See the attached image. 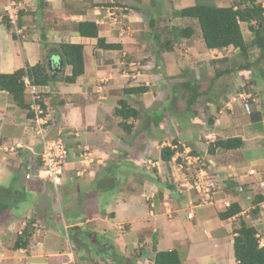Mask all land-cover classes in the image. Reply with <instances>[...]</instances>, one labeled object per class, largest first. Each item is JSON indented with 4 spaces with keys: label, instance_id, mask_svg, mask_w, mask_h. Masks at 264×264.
<instances>
[{
    "label": "crops",
    "instance_id": "crops-1",
    "mask_svg": "<svg viewBox=\"0 0 264 264\" xmlns=\"http://www.w3.org/2000/svg\"><path fill=\"white\" fill-rule=\"evenodd\" d=\"M106 1L17 0L15 29L1 21L7 2L0 1V73L42 61L58 42L83 44L84 58V72L74 82L58 79L40 87L43 124L0 90V186L19 194L5 198L9 208L0 216V264H154L155 252L167 249H177L182 264H236L237 214L221 219L218 213L236 203L243 214L256 195L264 196V67L260 59L230 66L223 53L236 49L207 48L195 23L191 37L161 35L171 50H160L157 23L148 30V18L163 9L229 6L235 0H116L124 8L117 25L106 17ZM60 18L66 22L60 24ZM85 19L97 23L105 43L118 47L100 48L96 37L74 31L73 22ZM187 21L172 17L166 30ZM243 25L248 29L241 22L242 33ZM148 48L153 57L137 55ZM194 54L198 57H189ZM57 55L47 57L54 67ZM69 72L64 64L55 76ZM248 76L255 77L249 84L251 113L239 104L226 107ZM139 86L147 90H124ZM25 99L29 102L28 95ZM120 101L136 114L114 113ZM41 128L51 138H63L68 148L57 187L35 175ZM230 137H239L241 146H215L217 139ZM163 147L174 151L168 160L161 157ZM185 152L199 157L191 171L201 170L204 182L215 185L208 203L194 188H178L179 181L192 179L178 166ZM250 168L256 173L249 174ZM8 177L10 183L2 184ZM26 226L27 245L15 248Z\"/></svg>",
    "mask_w": 264,
    "mask_h": 264
},
{
    "label": "trees",
    "instance_id": "trees-1",
    "mask_svg": "<svg viewBox=\"0 0 264 264\" xmlns=\"http://www.w3.org/2000/svg\"><path fill=\"white\" fill-rule=\"evenodd\" d=\"M235 5L236 7H234ZM171 15L173 17H181L188 20L186 22L188 24L184 23L185 25L182 27H170L169 33L171 34L174 32V38H177V34L183 38L191 37L194 34L192 23H195L200 30V34L207 48L222 49L232 47L242 56L247 55V50L249 48L248 44L245 42L240 27L241 22H246L248 29L254 34L251 43L257 45L260 52V57H258L257 60L264 58V7H261L259 3H254L253 0H247L245 6H241L240 0L229 6L195 3L190 6L175 10L173 9ZM1 21L5 24L7 29H11L14 26L5 13L2 15ZM19 23V21L16 22V24ZM154 25L155 17L151 15L150 18H148V28L151 29ZM73 27L74 31L81 36L96 37L97 46L100 48L115 49L118 47L115 44L105 43L103 39L99 37V28L92 20L85 19L73 22ZM160 33L155 35V39L159 38L161 35H165L164 33ZM157 47L158 45L156 44V52H158L157 49L159 47L161 51L171 50L173 45L169 40L165 39V41L159 43V47ZM51 52H57L60 54L63 58L64 64L70 66V72L68 74L52 77L46 62V59ZM45 57L42 61L34 65L25 62L22 67L17 68L12 72L0 73V90H5L11 96L15 105L28 110L27 114L31 117L34 116V112L31 108V103L25 99V78L31 83L38 85H46L58 79L66 83H72L84 72L83 44L69 42L53 43L51 47H49ZM124 90L128 93H139L147 90V87L139 86ZM40 104L42 105V101H40ZM136 112L137 111L133 109L129 111L123 101H120L114 110V113L123 118L129 116V113L131 116H134ZM215 146L225 149L237 148L241 146V139L239 137L217 139L215 141ZM161 151V157L164 160L170 159L174 152L173 149L168 147H163ZM10 191L9 187L0 186V216L2 212L9 208V202H7L5 198L9 196V198L16 199L19 196V194ZM262 201H264V196L262 195H256L253 198L255 212L259 211V203ZM240 211L241 208L238 204L231 203L224 211L219 212L218 216L221 219L228 218L236 214L238 215ZM234 232L233 250L234 257L238 264H264V246L259 244L257 228L240 218L239 226ZM29 234L30 232L27 229V226L24 227L21 234L16 237L14 247H25L28 242ZM153 261L154 264H182V258L177 249L156 251Z\"/></svg>",
    "mask_w": 264,
    "mask_h": 264
},
{
    "label": "built area",
    "instance_id": "built-area-1",
    "mask_svg": "<svg viewBox=\"0 0 264 264\" xmlns=\"http://www.w3.org/2000/svg\"><path fill=\"white\" fill-rule=\"evenodd\" d=\"M17 0H8L6 10L7 15L11 21H15L17 17ZM114 8L109 6L107 8L108 15L114 19L117 17L115 15ZM27 92L29 95L31 108L33 109L34 115L38 123L42 122V114L44 112L43 107L40 104L41 94L39 86L30 83L28 80H25ZM246 95L244 92H239L237 95L231 97V101H236L238 99L244 100ZM41 134V149L38 153L36 160L37 169L35 175L40 178L48 179L55 187L61 184L62 174L64 169V164L67 161L68 149L63 138H51L47 136L43 129H40ZM85 158L88 157L87 153H84ZM180 159L178 166L180 169H186L185 174H188L190 171V165L199 160L198 156H193L188 152L178 155L177 159ZM250 173H254L253 169L249 170ZM201 173V171H200ZM26 177H30L29 173H26ZM203 176L199 173L193 180L192 185L196 188L197 192L200 193L203 201H208L211 198L213 193V183L212 182H203ZM188 181V179H187ZM188 185L192 186L188 181Z\"/></svg>",
    "mask_w": 264,
    "mask_h": 264
},
{
    "label": "rangeland",
    "instance_id": "rangeland-1",
    "mask_svg": "<svg viewBox=\"0 0 264 264\" xmlns=\"http://www.w3.org/2000/svg\"><path fill=\"white\" fill-rule=\"evenodd\" d=\"M2 1V0H0ZM232 0H219V3H231ZM255 1V3H261V1L264 2V0H253ZM7 2V0H6ZM241 2V6L245 5L247 0H240ZM7 4V3H6ZM6 6V5H5ZM167 4H165V8H166ZM148 10H151L149 9V6H148ZM153 10L156 12L157 10L155 8H153ZM175 10V9H174ZM119 11L121 10H115V15L117 16V21H111L113 23H115L117 25V23L119 21H121V15H119L118 13H120ZM173 10H171L170 8L166 10L163 9L162 10V13H154V17H155V24L157 23V26L158 28L156 29V31H160L164 34H170L168 33V30H166L168 28V23H169V20L170 18H172L173 16L171 15V12ZM161 12V11H160ZM2 13V11H1ZM4 13V12H3ZM107 17V16H106ZM108 18V17H107ZM109 19V18H108ZM53 20V19H52ZM55 20V19H54ZM173 22H177L179 19H175L173 18L172 19ZM58 21L60 22V24L62 23H65L66 21L63 20V19H58ZM121 23V22H120ZM263 25V24H262ZM174 27V26H173ZM12 29H15L14 26L12 27ZM199 29V28H198ZM148 30H151L148 28ZM248 29L245 28V25H243V37L247 40V42L249 43V48H248V52H247V55L245 56H242L238 51L236 52V50H232V49H226L223 53V55H227V57H229V65H234L235 62H245V61H255V59L257 60L258 57H260V52H259V49H258V46L253 44V43H250L252 38L254 37V34L253 33H250L249 30L247 31ZM14 31V30H13ZM264 34V32H263ZM163 37L160 36V39L162 40ZM163 41V40H162ZM151 41H150V45H151ZM230 48V47H229ZM203 50H205V47L203 48ZM202 50V51H203ZM86 55H89L91 57L92 53H91V49L90 47H86ZM148 54V59L149 57H153L154 54H152V51L151 49L148 48V52L146 53H137V55H147ZM180 53L179 52H175V57H179ZM184 55V54H183ZM88 56V57H89ZM181 56V55H180ZM139 57V56H137ZM189 57H198L196 54H194L193 56H189ZM201 57H204V55L202 54ZM247 57V58H245ZM196 59V58H194ZM262 67H264V60H262V58H260V62H259ZM250 74V73H249ZM251 75V74H250ZM251 77V78H250ZM253 77V78H252ZM255 77L254 76H248V77H245L244 79H246L245 81V84H250V82L254 79ZM178 102L177 100V97L175 99L172 100V103H170V108H174L176 107L174 105V103ZM179 103V102H178ZM168 103H164V106L167 107ZM157 110L158 109H153L152 113H157ZM151 111H150V115H152ZM153 116V115H152ZM144 164V163H143ZM119 176H122V172L120 171ZM10 179L9 177L6 178L5 180L2 181V184L4 183H10ZM254 204L253 202L248 204V205H245L244 207V210L245 212L243 214H239L236 216L235 218V221L233 223V225L235 226H238L239 225V219L242 218L243 220H245L248 224L250 225H254L256 228H257V231L260 235V237L263 239L264 238V207H261V211L259 210L258 212H255V208H254Z\"/></svg>",
    "mask_w": 264,
    "mask_h": 264
},
{
    "label": "clouds",
    "instance_id": "clouds-1",
    "mask_svg": "<svg viewBox=\"0 0 264 264\" xmlns=\"http://www.w3.org/2000/svg\"><path fill=\"white\" fill-rule=\"evenodd\" d=\"M236 1H238V0H235V2ZM7 3H8V0H7ZM254 3H255V1H254ZM260 5H261V7H264V2L263 1H261V3H259ZM246 5V4H245ZM245 5H243V6H245ZM6 6H7V4H6ZM6 6L4 7V12H5V15L7 16V18L9 19V17H8V15H7V10H6ZM109 6H112V7H118L117 9L116 8H114L113 10L115 11V10H121V11H123V6H121L119 3H117L116 2V0H107L106 1V5H105V14H106V16L110 19V21H117V17L114 19L113 17H110L109 15H108V11H107V8L109 7ZM234 7H236V5L234 6ZM17 13H18V7H17ZM16 20H17V17H16ZM16 20H15V23H16ZM9 21L11 22V23H14L13 21H11L10 19H9ZM97 24V23H96ZM247 24V23H246ZM46 62H47V60H46ZM48 66V65H47ZM54 67V66H53ZM48 69H49V66H48ZM50 71V70H49ZM61 71H63V69L61 70ZM60 73V72H59ZM51 75H52V72H51ZM55 77V76H54ZM25 80H28V79H24V85H25V89H26V95H28V92H27V88H26V84H25ZM29 81V80H28ZM30 82V81H29ZM31 83V82H30ZM32 84H35V83H32ZM35 85H37V86H39V88L41 87V86H43V85H38V84H35ZM239 92H244L245 93V95H246V98L244 99V100H241V99H238V100H236V101H231V97L233 96V95H237V93H239ZM40 94H41V100L40 101H42V107H43V110H44V112H43V114H42V119H43V116L45 115V106H44V103H43V99H42V92H41V90H40ZM29 96V95H28ZM254 96H253V93L251 92V87H250V85H248V84H245V83H240V85L238 86V88L237 89H235L232 93H230V95L228 96V98H227V100H226V103H225V105H226V107H228V108H231L234 104H239L240 106H242V108L247 112V113H251V110H252V106H251V102H252V100L254 101ZM29 102H30V99H29ZM32 117H34V116H32ZM35 119H36V117H35ZM41 124H43V123H41ZM65 143H66V141H65ZM67 146V145H66ZM68 149V148H67ZM189 153V152H188ZM189 154H191V153H189ZM83 156H84V153H83ZM88 158V157H87ZM67 159H68V156H67ZM194 164V163H193ZM193 164L192 165H190V171H189V173L188 174H190V176H192V181L191 180H188L190 183H191V185H192V182H193V180H195V177L197 176V174L199 173L200 174V171L201 170H199L198 171V173H196V172H192L191 170H192V166H193ZM250 169H253V168H250ZM249 169V170H250ZM249 170H248V173L249 174H255L256 172H255V170H254V173H250L249 172ZM204 180H205V178H204V176H203V178H202V181L204 182ZM188 181H179V183H178V188H180V189H182V188H186V187H189V188H194V186L192 185V186H190V185H188ZM60 185V184H59ZM57 187V186H56ZM214 188H215V185L213 184V192H214ZM195 189V191L197 192V190H196V188H194ZM241 188H238V190H240ZM198 193V192H197ZM199 194V197L201 198V202L202 203H208L210 200H211V198L208 200V201H203L202 200V197H201V195H200V193H198ZM212 195H213V193H212ZM212 195H211V197H212ZM262 202H264V201H262ZM255 206V205H254ZM260 210V209H259ZM189 216H191L192 214H188ZM239 226V225H238ZM237 226V227H238ZM257 236L259 237V244L261 245V246H264V238L262 239L261 237H260V235H259V233H258V231H257ZM236 260V259H235ZM96 264H100V262L98 261V262H96ZM236 264H238V262L236 261Z\"/></svg>",
    "mask_w": 264,
    "mask_h": 264
},
{
    "label": "water",
    "instance_id": "water-1",
    "mask_svg": "<svg viewBox=\"0 0 264 264\" xmlns=\"http://www.w3.org/2000/svg\"><path fill=\"white\" fill-rule=\"evenodd\" d=\"M261 25V24H259ZM47 65L49 66L50 71L52 72V77L57 75L64 67V61L60 54L57 55V65L55 67L52 66V59H47Z\"/></svg>",
    "mask_w": 264,
    "mask_h": 264
}]
</instances>
